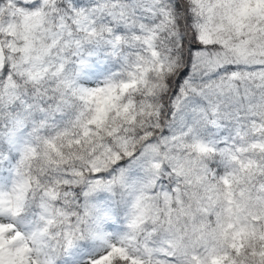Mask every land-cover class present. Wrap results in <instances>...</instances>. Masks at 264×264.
<instances>
[{"label": "snow or ice", "instance_id": "1", "mask_svg": "<svg viewBox=\"0 0 264 264\" xmlns=\"http://www.w3.org/2000/svg\"><path fill=\"white\" fill-rule=\"evenodd\" d=\"M0 264H264V0H0Z\"/></svg>", "mask_w": 264, "mask_h": 264}]
</instances>
